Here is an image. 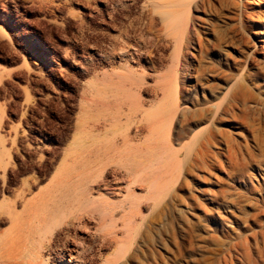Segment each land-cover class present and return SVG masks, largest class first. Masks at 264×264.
I'll return each instance as SVG.
<instances>
[{"label":"rangeland","instance_id":"rangeland-1","mask_svg":"<svg viewBox=\"0 0 264 264\" xmlns=\"http://www.w3.org/2000/svg\"><path fill=\"white\" fill-rule=\"evenodd\" d=\"M214 2L212 6L204 5L206 8H193L192 14L197 16L201 29L203 24L212 28L216 23L214 29L230 44L227 47L233 56L242 58L243 52L255 51V60L246 73L251 82L260 83L254 91L258 99L249 103L248 110L238 111L242 117L226 128L233 138L234 150L221 159V167L216 172L195 171L176 185L174 196L192 202L196 213L187 226L190 236L184 237V244L179 237L181 245L178 242L171 253L157 247L161 251L155 262L161 264H264V1L258 4L252 0L255 12L244 11L245 29L230 0ZM148 4L149 0H0V240L15 233L20 220L34 209L31 206H59L68 198L64 193H81L80 169L72 167L69 153L78 143V120L86 94L112 86L116 81L112 77L127 73L112 54L113 44L120 47L128 38L124 42L131 44L134 52L141 49L134 54L132 70L140 72L141 59L148 85L167 83L174 93L173 70L180 63L179 41L150 30L151 18L145 10ZM203 9L211 15L209 20L204 18ZM248 12L252 14L250 20L246 18ZM198 59L189 70L193 77L205 69L208 82L224 83L221 75L209 71L214 65L227 69L222 53L211 50L204 60ZM184 71L182 67L179 73ZM150 85L144 94L152 100L151 109L155 110L165 101L161 90ZM154 90L159 93L156 99ZM52 193L61 194L56 196L58 201ZM199 195L215 202H201ZM171 214L177 222L175 210ZM154 220L155 226L164 227L160 223L163 218ZM77 233L91 264L113 257L118 249L111 244L101 247L99 236L105 233V227L100 221L90 230ZM153 239L137 238L141 243L138 255L129 259V253L134 254L137 247L135 242L127 253L126 264H138Z\"/></svg>","mask_w":264,"mask_h":264},{"label":"bare ground","instance_id":"bare-ground-1","mask_svg":"<svg viewBox=\"0 0 264 264\" xmlns=\"http://www.w3.org/2000/svg\"><path fill=\"white\" fill-rule=\"evenodd\" d=\"M214 1L149 0L150 5L145 10L148 9L151 22L145 23L150 25V30L174 36L180 47V51H177L180 63L174 66V70L171 68L174 93L167 83L151 84L158 91L161 90L165 101L155 110L151 109L152 100L144 94L150 84L141 59L138 62L140 72L132 70L134 54L141 49L134 52V47L126 43L128 38L124 40L126 42L122 40L120 47L112 43V54L119 59L122 63L120 67L127 73L119 72L114 76L116 79L112 77L113 81L116 80L112 86L97 88L96 92L86 94L83 112L78 120V143L68 158L72 167L80 169L81 193H64L68 198L59 206L47 205L45 208L35 205L36 208L31 206L34 209L30 211L28 208L27 215L25 212L26 216L20 220L17 229L15 227V233L0 240V264H91L87 249L80 246L81 238L77 230H90L97 221L105 227V233L99 236L101 247L111 244L118 248L113 257L104 258L100 264H126L127 253L138 242L134 254L129 253L132 255L129 259L135 258L141 245L137 241L139 237L141 240L149 236L154 239L146 246L149 256L146 257V253L142 259L137 258L138 264H156V257L161 251L158 246L171 253L173 246L178 245L179 237L184 242V237L190 233L187 226L196 211L192 202L181 199L179 195V198L174 196L176 185L180 181L185 182L187 176L195 171L216 172L217 167H221V159L234 150L233 138L226 128L238 121L241 115L240 112V115L237 114L238 111L257 101L254 91L260 87V83L251 82L249 73H246V68L255 60V51L243 52L242 58L233 56L227 47L230 44L225 43L227 41L224 42L223 35L214 29L216 23L212 24V28L204 24L203 29L198 26L197 16L192 14L193 8L212 6ZM230 1L235 6L241 27L245 29L244 11H254L252 0H249L250 3L248 0ZM256 1L259 4L264 0ZM204 9V18L209 20L208 16L211 15H207ZM248 14L246 18L250 20L252 14ZM164 39L166 42L168 38ZM176 41H173L174 44ZM151 49L152 45L149 51ZM211 50H217L226 57V70L215 68V65L209 70L212 75L222 76V84L208 82L205 69L198 68L200 71L194 77L189 71L196 63L195 59L202 60ZM182 67L185 71L180 74ZM152 92H155L156 99L159 93L155 90ZM52 194L55 200L60 193ZM114 199L117 202H113ZM198 199L201 202H215L201 195ZM171 210L177 213V222ZM158 216L164 219L160 222L164 223L163 228L154 225L153 219L156 220Z\"/></svg>","mask_w":264,"mask_h":264}]
</instances>
